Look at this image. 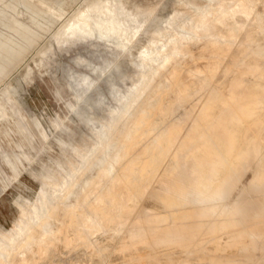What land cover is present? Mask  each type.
Here are the masks:
<instances>
[{
	"label": "bare ground",
	"instance_id": "1",
	"mask_svg": "<svg viewBox=\"0 0 264 264\" xmlns=\"http://www.w3.org/2000/svg\"><path fill=\"white\" fill-rule=\"evenodd\" d=\"M117 1L105 2L106 13L92 10L96 18L90 24L111 21L119 15L114 9ZM213 8L212 32L206 36L201 22L203 11L172 16L168 7L152 28L161 40L165 35L169 40H160L148 49V68L135 67L139 70L137 80L127 88L123 81L133 67L126 58H120L116 63L118 74L113 75L107 68L109 56L115 50V38L141 19L123 18L121 25L125 28H113L103 35L90 25L75 24L79 41L69 43L60 37L69 30L73 33L72 26L60 30L38 53L39 59L34 58L19 71L25 81L40 78L38 84L43 90H47L45 72L58 73V85L76 109L74 116L77 110H83L93 121L105 122L97 133L98 145L104 144V154H111L92 177L95 184L89 187L85 180L84 189L79 190L72 179L64 197L73 195L87 201L96 191L88 208L117 234L124 230V261H130L143 248L158 258V264H264V202L256 206V201L248 198L249 191H264V0H241L229 9L213 4ZM180 24L184 25V36L190 35L188 40L169 36ZM84 36L88 45L79 44ZM160 52L164 58L155 66ZM178 54L182 55L180 59ZM60 59L64 64L58 63ZM134 63L138 65L137 60ZM205 71H221L225 79L202 96L207 88ZM117 86L122 89L118 98ZM17 97L12 78L0 93V120L14 119V123L23 125L26 122L19 114L22 106ZM175 102L186 106L190 118L182 133L175 124L166 123ZM134 103V111L129 112ZM64 118L55 113L50 117L55 121ZM29 126L31 139H38L41 145L39 121ZM113 132L106 143L100 141L101 136ZM146 141L143 158L135 161L131 153ZM250 158L255 162L254 177L248 184L240 182L236 186ZM182 177L191 182L183 185ZM156 178L160 179L158 184L151 185ZM150 189L163 195L155 204L143 205L142 195ZM233 190L242 198L218 202L233 195ZM112 207L118 213H111ZM55 210L66 212L57 217L53 216ZM47 211L50 213L42 222L57 221L65 226V246L69 248L77 241L86 260L97 264L96 253L79 245L82 229L72 227L73 218L78 224L91 226L85 213L66 204ZM27 236L26 244L37 240L45 247L33 254L29 264H51L45 257L52 245L50 240L42 239L35 229L28 230ZM68 258H62L63 262L60 257L62 262L58 264H74ZM0 264H5L2 256ZM9 264L20 263L11 259Z\"/></svg>",
	"mask_w": 264,
	"mask_h": 264
},
{
	"label": "rangeland",
	"instance_id": "2",
	"mask_svg": "<svg viewBox=\"0 0 264 264\" xmlns=\"http://www.w3.org/2000/svg\"><path fill=\"white\" fill-rule=\"evenodd\" d=\"M106 1L0 0V93L13 78L16 95L23 108L22 110L20 107L19 114L26 122L19 125L14 123V119L0 120V256L5 264H9L11 259L20 264H29L36 251L45 250L43 244L37 240L26 244L27 232L30 229L37 230L42 239L50 240L52 245L48 248L45 257L51 264L65 261L67 256L70 257L68 260L73 261L74 264H93L90 260H86V255L80 251L77 241L69 248L65 246L64 241L68 236L65 226L57 221H53L52 224L42 222L43 218L50 213L47 209L54 206L61 207L64 204L80 208L91 223V226H85L78 224L73 218L72 227L77 230L82 229L79 245L87 251L96 253L97 264H158V258H154L149 249L144 250L143 248H139L130 261L121 259L124 252L121 244L124 230L117 234L114 227L104 226L99 217L88 208L96 191L87 201L77 200L73 195L69 198L64 197L72 179L75 180L74 186L79 190L84 189L85 180L89 181V187L95 184V179L92 177L97 169L103 166L107 155L111 154L105 155L104 144L98 145L97 133L105 127V122L93 121L83 110H77V115L74 116L75 108L67 100L66 92L58 85V73L45 72L47 90H43L38 84L41 81L40 78L25 81L20 77L19 71L34 58L39 59L38 53L60 30H66L72 26L70 28L73 33L70 34L69 30L67 35L60 37V40L68 39L67 43H69L79 41L74 34L77 30L73 28L75 24L90 25L96 33L103 35L113 28H125L121 25L123 18L141 19V23L133 24L120 38H115V50L109 56L110 64L107 68L108 72L113 75L118 74L116 63L120 58H126L133 67L123 81V87L127 88L137 80L139 70L135 67L148 68V49L160 44L161 40L152 27L159 24L161 16L168 7L172 9V16L203 11L201 22L207 36L212 32L213 4L229 9L241 0H118L114 9L119 15L111 21H98L97 24L91 25L90 21L96 18L92 10L106 13ZM183 21L188 23L187 18ZM183 26L180 24L174 27L169 36L179 41L188 40L190 35L184 36ZM81 39L79 44L86 45L87 37L84 36ZM167 40L169 37L165 35L161 41ZM163 54L160 52L159 62L154 64L155 66L161 64ZM181 57V54L177 55V59ZM134 60H137L138 65L135 66ZM58 63L64 64L62 59L58 60ZM203 78L207 79V88L202 90V96H207L208 88L221 85L225 79L221 71L213 73L205 71ZM115 93L118 98L122 95V89L117 86ZM49 94L56 102L52 101ZM136 105L137 103L132 104L129 112L134 111ZM109 108L112 110L113 105ZM186 110V106L175 102L173 112L166 123L175 124L182 133L190 121ZM54 113L63 114L65 118L61 121L51 120L50 117ZM36 119L42 127L41 145L38 139L32 140L29 134V125L34 124ZM44 131L46 135H43ZM113 134L114 132L101 136L100 141L104 140L106 143ZM147 142L135 149L130 157L135 161L143 158L142 150ZM254 173L255 162L250 158L246 161L245 167L241 169L240 179L235 181V185L238 186L240 182L248 184L254 177ZM62 176L65 179L59 182ZM79 176L81 180L76 181ZM159 180V178L154 179L151 185L156 186ZM168 181L170 182V178ZM190 182L191 180L185 177L181 178L183 185H188ZM51 191V196L45 198L44 196ZM232 194L226 195V198L218 202L225 204L242 198L236 190H233ZM162 195L163 192L150 189L142 195L143 205L155 204ZM248 198L250 201H256V206H260L264 202V191H249ZM248 207L251 208V206ZM65 212L55 210L53 216H64ZM110 212L118 213L114 207L110 209ZM51 251L55 254H51ZM60 257L61 260L63 258L62 261Z\"/></svg>",
	"mask_w": 264,
	"mask_h": 264
}]
</instances>
